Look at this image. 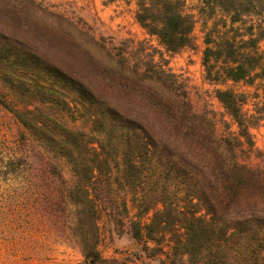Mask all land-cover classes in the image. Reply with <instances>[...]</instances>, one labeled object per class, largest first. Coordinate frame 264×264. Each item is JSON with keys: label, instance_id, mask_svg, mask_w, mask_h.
I'll list each match as a JSON object with an SVG mask.
<instances>
[{"label": "trees", "instance_id": "obj_1", "mask_svg": "<svg viewBox=\"0 0 264 264\" xmlns=\"http://www.w3.org/2000/svg\"><path fill=\"white\" fill-rule=\"evenodd\" d=\"M135 1L136 21L171 55L195 48L201 22L204 79L219 87L216 98L237 130L225 123L228 134H219L212 115L198 113L186 91H173L179 77L153 55L146 65L126 61L107 70L77 56L89 57V49L75 53L61 42V15L35 0H0V104L21 126L27 148L0 180L8 187L17 169L25 171L30 207L44 229L80 247L78 264L134 263L102 256L104 214L128 219L151 259L264 264V152L252 134L264 121V0ZM37 104L72 111L90 131L70 129ZM51 153L70 163L73 186ZM116 169L135 216L115 194Z\"/></svg>", "mask_w": 264, "mask_h": 264}, {"label": "rangeland", "instance_id": "obj_2", "mask_svg": "<svg viewBox=\"0 0 264 264\" xmlns=\"http://www.w3.org/2000/svg\"><path fill=\"white\" fill-rule=\"evenodd\" d=\"M35 1L49 12L66 19V21H59L60 26H56L55 29L60 35L65 36V41L61 40V42L71 46L74 52L75 49H89L91 53L89 57H83L80 52L77 54L79 58L96 60L107 70H118L126 61L131 62L132 65H146L148 59L146 55H153L155 61L179 77L181 84H178L173 91H177L178 94L186 91L198 113L212 115L218 123L219 134H228L225 123L232 125V131L237 130V126L216 98L215 91L219 87L210 85L204 79L202 66L204 35L200 21L193 34L195 48H186L178 54L171 55L160 45L157 38L150 36L136 21L135 0H131L129 4L117 2L108 5H104L103 0ZM188 1L190 5H193V0ZM48 25V20H45L41 27L46 29ZM93 39L98 44L92 41ZM60 48L62 49L61 46ZM62 58L66 59L64 56ZM166 63H168L167 66ZM235 90L242 91L243 88L235 87ZM3 91L4 84L0 82V93ZM37 105L44 107L48 113L72 130L90 131L89 123L72 111L61 110L52 105ZM244 111L251 114L252 103L248 104ZM252 134L256 149L264 152V121L258 129L252 130ZM26 149L21 126L0 104V171L7 170L4 168L7 163L24 157ZM50 157L61 168L69 185L73 186L76 177L70 163L65 158L52 153ZM240 157L246 159L248 153L241 152ZM252 162V164H258L260 159L253 157ZM24 175V170L17 169L8 182V187L0 180V264H78L83 262L84 255L80 247L75 243L65 244L53 233L44 229L34 208L30 207L31 203L27 201ZM120 178V172L116 169L112 176L115 194L119 203L124 199L128 201L130 217L135 216L136 210L130 200L129 190L121 185ZM8 189L10 190L7 191ZM119 218L121 222H118L117 214L114 218L103 215L99 250L104 258L129 259L134 262L133 264H170L165 256L151 259L145 255L142 247L132 236L128 219L123 215Z\"/></svg>", "mask_w": 264, "mask_h": 264}]
</instances>
